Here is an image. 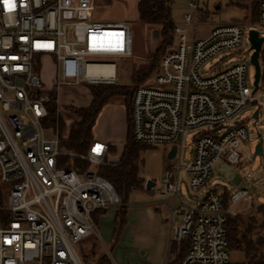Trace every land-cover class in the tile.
<instances>
[{"label":"built area","instance_id":"built-area-1","mask_svg":"<svg viewBox=\"0 0 264 264\" xmlns=\"http://www.w3.org/2000/svg\"><path fill=\"white\" fill-rule=\"evenodd\" d=\"M11 2L9 10L0 0V182L7 188L9 214L0 220V264H83L75 244L98 236L94 214L121 206L112 184L98 172L114 161L108 144L96 138L83 154L63 148L44 119L48 103L58 104L62 87L116 83V63L99 58L130 57L132 31L125 22L93 19V0ZM189 7L182 22L173 23L172 43L157 68L134 87L130 105L135 143L169 145L168 152L175 147L174 163L161 174L169 217L167 250L157 264H249L229 262L226 237L237 204L250 199L249 186L230 191L227 201L223 192L207 188L188 203L179 185L185 177L199 191L219 160L236 165L243 158L248 132L232 121L253 100L252 65L250 56L227 61L240 52L243 38L248 41L249 30L260 36L264 0L257 21L217 23L198 38L196 29L208 26V17L197 3ZM223 51L227 54L202 74L204 63ZM45 63L52 70L48 88L42 78ZM198 128L204 131L192 137L184 164L185 134ZM72 158L88 166H71ZM173 243H187L179 261L170 253Z\"/></svg>","mask_w":264,"mask_h":264},{"label":"rangeland","instance_id":"rangeland-1","mask_svg":"<svg viewBox=\"0 0 264 264\" xmlns=\"http://www.w3.org/2000/svg\"><path fill=\"white\" fill-rule=\"evenodd\" d=\"M138 0H93L94 10L91 17L103 22H125L132 31L133 52L130 57H105L100 60L112 61L116 63L115 85L128 86L132 89L134 86L143 83L137 82L134 78V72L147 66L155 56V49L160 40L158 37V24H147L140 22L137 16ZM256 2L255 0H241V3L247 6ZM190 3H197L198 7L206 13L208 17V26H200L196 29V37H205L209 29L217 23L238 21L242 22L243 11L233 5L226 3V0H174L171 4L170 15L175 25L182 22L183 15L190 12ZM246 21H251L247 19ZM260 36L264 37V29ZM166 51V50H165ZM249 43L243 38L240 44V52L228 57L227 63H235L239 59H246L250 56ZM227 54L226 51L220 52L204 63L201 73L204 74L206 68ZM159 56L157 62L159 61ZM254 69L249 66L248 84L252 88ZM52 70L45 63L42 78L44 85L48 88L51 84ZM88 84L80 86L62 87L58 94L57 114L60 116L64 127L60 132L61 137H66L69 125L77 116L70 111L71 107H87L91 97ZM252 101H255L253 104ZM244 107L233 119L234 123H242L248 132V141L243 144L240 151L242 160L240 164L232 165L224 159L219 160L211 170V174L206 186L195 191L191 189L182 177L179 185V194L188 203H193L195 196H200L205 189L213 188L221 192L224 188L234 189L235 187L249 186L250 194L254 200L244 201L236 206V214L242 218L240 230H243L250 216L255 214L256 202L264 204V189H260L258 180L262 177L261 157L254 156L255 146L260 140H264V93L257 90L253 94L252 100ZM117 108V109H116ZM116 109L119 116H123L125 110L121 97H115L106 104L98 115L93 127V133L97 136L113 137L117 135V149L120 148L124 139L123 131L126 133V114L122 121L113 123L110 119V112ZM257 112L256 117L254 113ZM204 131L202 128L188 129L185 134V160L187 163L189 153L192 150V137ZM125 141V139H124ZM109 159L116 162L121 152L109 144ZM169 145L146 146L140 151L139 177L143 180L141 189L132 191L127 200L126 223L123 226L117 241L113 239V224L116 210H108L100 215L96 225L98 236H90L75 244V249L80 255L83 264L97 260L102 254L109 260V264H137L149 263L155 264L161 251V240L166 228L162 225V220L167 218L166 207L164 206L167 195L161 194V174L174 163L173 159L167 158ZM88 166V164H86ZM147 181L154 182V186L146 189ZM170 205H176V200L171 199ZM258 220H262L263 215H255ZM178 246L177 244H175ZM178 249L176 248V252ZM173 255V253L171 252ZM230 263L245 262L242 253L238 251L230 252ZM247 263V262H246Z\"/></svg>","mask_w":264,"mask_h":264},{"label":"trees","instance_id":"trees-1","mask_svg":"<svg viewBox=\"0 0 264 264\" xmlns=\"http://www.w3.org/2000/svg\"><path fill=\"white\" fill-rule=\"evenodd\" d=\"M173 1L174 0H138V20L147 24H158L160 26L158 30L160 42L155 49V56L151 59L149 64L133 73L137 82L143 81L157 68L159 62H157L158 55H160V59L165 50L172 43L174 26L170 15V9ZM255 1L256 2H254L251 7L250 20L252 22L257 21L259 15L258 7L260 0ZM258 61L260 65V78L257 90L264 93V42L258 55ZM134 87L130 89L128 86L115 84L88 85L87 89L91 97L90 103L87 107L70 108V111L77 116V119L70 123L66 137L62 138L60 135L64 125L61 122L60 116L57 114V107L54 102L48 103L47 116L44 119V125L53 128L57 132L60 138V144L63 148L77 154H83L87 151L94 138L93 127L102 108L110 103L113 98H122V104L126 114V133L123 147L116 162L101 166L98 169L99 174L112 184L121 201V206L117 209L114 216V243L117 241L126 223L128 196L132 191L141 189L143 185V180L138 174L140 151H142L146 145L135 143L131 136L130 105ZM52 96H54V94H52ZM261 160L262 176L264 177V141ZM72 163L71 166L87 167V163L77 158H72ZM6 194V186L0 182L1 221H5L9 218V214L6 210ZM228 197L229 193L223 192L225 201H227ZM102 214H104V211L96 212L94 214V220L97 222L98 217ZM256 214H261L264 217V204H256L255 214L249 217L248 223L243 230L239 229L242 223L240 214H235L228 219L226 232L228 250L229 253L232 251L242 253L245 262L249 264H264V218L258 220L255 216ZM176 248L178 249L177 252ZM171 252L176 261L181 260L187 253V243H181L179 246H176L175 243L171 244L170 253ZM86 264H109V260L102 254L97 260L87 262Z\"/></svg>","mask_w":264,"mask_h":264},{"label":"crops","instance_id":"crops-1","mask_svg":"<svg viewBox=\"0 0 264 264\" xmlns=\"http://www.w3.org/2000/svg\"><path fill=\"white\" fill-rule=\"evenodd\" d=\"M245 1H247V0H245ZM137 2H138V1H137ZM226 3L229 4V5H233V6L239 8V9H241V10L243 11V18H242L243 21H246L247 19L250 20L252 2L250 3L249 6H247V4H243V3H241V0H226ZM137 16H138V15H137ZM109 104H110V103H109ZM116 109H117V108H116ZM116 109H114V111H111L110 114H109L110 119H112L113 123H115V122H117V121H118V122H119V121H122V119L125 117V112H124L123 116L121 117V116H119L120 114H119V115L117 114ZM123 134H124V139H125V129H124V131H123ZM112 136H113V137L97 136V135H95V134L93 133V137H94V138L106 142V143L108 144V146H109V144L112 145V146H114V147L116 148V150H118V151L120 152V150L122 149L123 144H124V139H123V141L121 142L120 148L117 149V142H118V141H117V140H118V139H117V135H116L115 133H113ZM263 141H264V140H262V149H263ZM239 163H240V162H239ZM239 163H238V164H239ZM257 182H258V184H259V186H260V189H261V190L264 189V177L262 176L261 179H259ZM236 188H237V187H235L234 189H236ZM234 189H233V190H234ZM230 191H232V189L224 188L221 192H228V193H229ZM249 194H250V191H249ZM251 200H254L252 194H250V199H248V200H241V201L237 204V206H238V205H241V203L244 202V201H251ZM256 203H258V202H256ZM166 212H167V218H164V219L162 220V225L164 226V228H166V232H163V234H162V240H161V243H160L161 251H160L159 258L157 259V261H156L155 264L160 263V262L163 260L164 255H165V252H166V250H167V235H168V227H167V226H168V225H167L168 223H167V221H168V217H169V212H168V210H166ZM171 255H172V254H171Z\"/></svg>","mask_w":264,"mask_h":264},{"label":"water","instance_id":"water-1","mask_svg":"<svg viewBox=\"0 0 264 264\" xmlns=\"http://www.w3.org/2000/svg\"><path fill=\"white\" fill-rule=\"evenodd\" d=\"M248 42L250 43L251 54H250V63L253 66L254 69V75H253V89L252 93L254 94L258 89V82L260 78V65L258 61V55L261 49V46L264 42V37L259 36L258 31L256 30H249L248 31ZM254 104L255 101H252ZM257 112L254 113V117H256ZM175 153V147H171L170 151L167 153V158L172 159L174 157ZM263 149H262V140L258 142V144L255 146L253 155L256 156H262ZM154 182L147 181L145 184L146 189H150L154 186Z\"/></svg>","mask_w":264,"mask_h":264},{"label":"snow or ice","instance_id":"snow-or-ice-1","mask_svg":"<svg viewBox=\"0 0 264 264\" xmlns=\"http://www.w3.org/2000/svg\"><path fill=\"white\" fill-rule=\"evenodd\" d=\"M7 3H9V10L11 9V7H14V4L11 2V0H6ZM99 150V146L97 148V151Z\"/></svg>","mask_w":264,"mask_h":264},{"label":"bare ground","instance_id":"bare-ground-1","mask_svg":"<svg viewBox=\"0 0 264 264\" xmlns=\"http://www.w3.org/2000/svg\"><path fill=\"white\" fill-rule=\"evenodd\" d=\"M104 68L110 69L111 70V66H105Z\"/></svg>","mask_w":264,"mask_h":264}]
</instances>
